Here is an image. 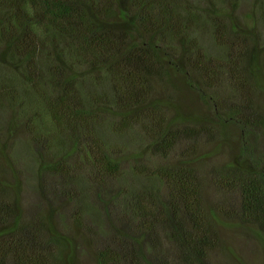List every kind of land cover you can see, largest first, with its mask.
I'll use <instances>...</instances> for the list:
<instances>
[{
	"label": "trees",
	"instance_id": "1",
	"mask_svg": "<svg viewBox=\"0 0 264 264\" xmlns=\"http://www.w3.org/2000/svg\"><path fill=\"white\" fill-rule=\"evenodd\" d=\"M239 4L0 0V264H82L52 203L86 229L74 198L92 183L107 223L94 264H211L225 220L264 245V0ZM18 139L36 165L32 210ZM129 158L147 185L111 189ZM208 183L230 199L207 202Z\"/></svg>",
	"mask_w": 264,
	"mask_h": 264
},
{
	"label": "rangeland",
	"instance_id": "2",
	"mask_svg": "<svg viewBox=\"0 0 264 264\" xmlns=\"http://www.w3.org/2000/svg\"><path fill=\"white\" fill-rule=\"evenodd\" d=\"M251 6L252 0H240L238 12L246 13L251 9ZM202 43L210 52L213 50L210 36H203ZM187 96V99H190V101H187L188 106L194 108L199 106V103L193 96L189 94ZM260 102L264 108V99H260ZM16 136H21V133H18ZM137 139L135 137L132 138V141L129 139L123 140L128 152L136 150L135 145H133V140ZM18 140L20 142L22 139ZM19 142V145L17 144L16 146V160L20 163L25 177L24 203L28 208L29 206L32 207V210L39 204L35 192L36 165L30 151L22 143L24 141ZM227 153H229V150L226 147L224 150L225 155H220V157L224 159ZM140 162L148 165H156L161 162V159L147 156L143 157V160ZM136 163H138V160H130V158L128 162H124L122 175L117 181H113L114 186H110L114 188L111 189H120L118 186L128 187L131 184L137 186L135 188L147 185L148 180L133 173L132 167ZM82 189L83 194L80 192L82 196L76 197L74 200L76 205L81 204V209H85V214L82 216L86 229L80 228L71 222L73 206L69 205L67 201H62L61 198L60 201L57 199V201L55 200L52 203V207L55 210V214H60L56 219L59 228L69 231L78 242V247L82 252V264H94L93 252L97 247H101L107 233V223L101 216L99 210H97L96 190H98V186L92 183L90 186L85 185ZM70 192L74 197L76 196L73 188H71ZM205 199L211 204H219L225 199H230V196L214 191V188L208 183L205 188ZM219 233L222 241L221 248L210 255L211 264H264V245L258 239L256 228L253 225L245 224L238 220H225L222 224H219Z\"/></svg>",
	"mask_w": 264,
	"mask_h": 264
}]
</instances>
